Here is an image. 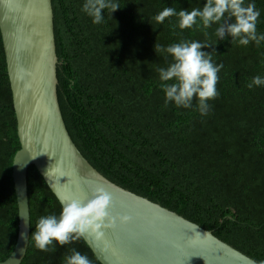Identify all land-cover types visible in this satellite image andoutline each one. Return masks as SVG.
Here are the masks:
<instances>
[{
  "label": "trees",
  "instance_id": "trees-1",
  "mask_svg": "<svg viewBox=\"0 0 264 264\" xmlns=\"http://www.w3.org/2000/svg\"><path fill=\"white\" fill-rule=\"evenodd\" d=\"M59 63L57 97L67 131L84 158L119 187L199 225L254 261L264 260V41L257 46L219 40L217 25L181 30L176 16L156 23L165 7L191 10L206 0H115L120 9L94 24L85 0H51ZM254 2L264 34V0ZM207 33V36L205 35ZM209 42L218 73V97L207 116L165 106L157 69L171 57L156 43ZM20 149L16 116L0 34V262L18 237L12 162ZM30 237L41 216L61 204L34 167L27 172ZM75 248L100 264L81 238L42 252L29 241L21 264H64Z\"/></svg>",
  "mask_w": 264,
  "mask_h": 264
},
{
  "label": "water",
  "instance_id": "water-1",
  "mask_svg": "<svg viewBox=\"0 0 264 264\" xmlns=\"http://www.w3.org/2000/svg\"><path fill=\"white\" fill-rule=\"evenodd\" d=\"M51 0H0V34L20 149L12 162L18 237L0 264H21L30 241L27 172L34 167L61 201L110 193L112 216L130 221L82 239L100 264H254L253 259L199 225L125 190L84 158L65 126L57 97L59 63Z\"/></svg>",
  "mask_w": 264,
  "mask_h": 264
},
{
  "label": "clouds",
  "instance_id": "clouds-1",
  "mask_svg": "<svg viewBox=\"0 0 264 264\" xmlns=\"http://www.w3.org/2000/svg\"><path fill=\"white\" fill-rule=\"evenodd\" d=\"M115 0H85L82 11L92 18L94 24H100L107 10L110 15L120 9ZM261 13L254 2L245 0H206L203 7L177 11L165 7L154 20L163 23L166 18L176 16L181 30H187L201 24L205 29L217 25L215 35L219 40L230 37L231 42L247 46L254 42L257 46L264 41V34H258L257 24ZM207 36V33H205ZM213 48L207 41H180L164 47L158 43L154 46L156 54L171 57L166 67H159L157 72L165 94V106L170 102L176 107L191 108L197 101V110L201 116L210 112V101L216 99L218 73L224 67L215 64L213 52L202 49ZM264 85V78L257 75L252 78L248 87ZM62 208L57 215L41 216L31 234V241L36 249L42 252L56 251V246L64 247L85 236H93L96 240L104 237V230L115 227L117 221L127 223L129 216H112L110 207L112 197L103 188H97L86 201L72 199L61 201ZM64 264H91L88 256L75 248L69 249L63 256ZM264 264V260L254 262Z\"/></svg>",
  "mask_w": 264,
  "mask_h": 264
},
{
  "label": "rangeland",
  "instance_id": "rangeland-1",
  "mask_svg": "<svg viewBox=\"0 0 264 264\" xmlns=\"http://www.w3.org/2000/svg\"><path fill=\"white\" fill-rule=\"evenodd\" d=\"M55 196V195H54Z\"/></svg>",
  "mask_w": 264,
  "mask_h": 264
}]
</instances>
